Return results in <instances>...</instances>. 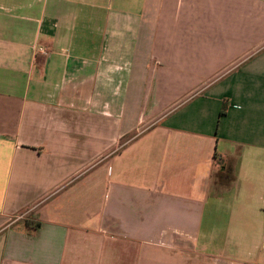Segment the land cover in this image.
I'll return each mask as SVG.
<instances>
[{
  "label": "crops",
  "instance_id": "obj_1",
  "mask_svg": "<svg viewBox=\"0 0 264 264\" xmlns=\"http://www.w3.org/2000/svg\"><path fill=\"white\" fill-rule=\"evenodd\" d=\"M0 264H264V0H0Z\"/></svg>",
  "mask_w": 264,
  "mask_h": 264
},
{
  "label": "built area",
  "instance_id": "obj_2",
  "mask_svg": "<svg viewBox=\"0 0 264 264\" xmlns=\"http://www.w3.org/2000/svg\"><path fill=\"white\" fill-rule=\"evenodd\" d=\"M38 50L40 51V52H42V53H44L45 55H49V52H48V50L45 48V47H40V48H38Z\"/></svg>",
  "mask_w": 264,
  "mask_h": 264
},
{
  "label": "bare ground",
  "instance_id": "obj_3",
  "mask_svg": "<svg viewBox=\"0 0 264 264\" xmlns=\"http://www.w3.org/2000/svg\"><path fill=\"white\" fill-rule=\"evenodd\" d=\"M40 46V45H39Z\"/></svg>",
  "mask_w": 264,
  "mask_h": 264
}]
</instances>
